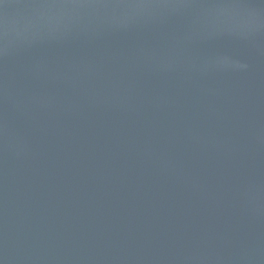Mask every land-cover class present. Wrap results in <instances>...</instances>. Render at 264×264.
Masks as SVG:
<instances>
[{
    "label": "water",
    "instance_id": "1",
    "mask_svg": "<svg viewBox=\"0 0 264 264\" xmlns=\"http://www.w3.org/2000/svg\"><path fill=\"white\" fill-rule=\"evenodd\" d=\"M0 264H264V0H0Z\"/></svg>",
    "mask_w": 264,
    "mask_h": 264
}]
</instances>
